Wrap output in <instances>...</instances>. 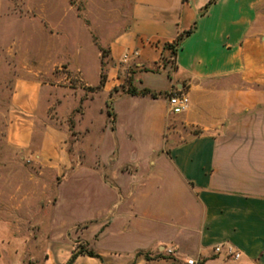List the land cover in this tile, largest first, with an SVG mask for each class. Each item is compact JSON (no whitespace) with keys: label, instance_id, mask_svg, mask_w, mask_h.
Wrapping results in <instances>:
<instances>
[{"label":"crops","instance_id":"crops-1","mask_svg":"<svg viewBox=\"0 0 264 264\" xmlns=\"http://www.w3.org/2000/svg\"><path fill=\"white\" fill-rule=\"evenodd\" d=\"M207 1L95 0L101 12L86 13L92 32L99 23L113 28L99 44V88L108 95L132 66L133 87L156 97L113 96L135 99L143 121L102 128L115 153L99 158V169L52 160L64 170L56 187L70 170L75 189L84 178L86 199L73 237L47 245L41 264H65L75 239L95 255L77 253L70 264H166L165 248L175 264H264V0H214L201 11ZM192 24L173 54L162 49ZM33 88L38 98L41 87ZM174 89L187 97L177 114L166 102ZM53 132L62 143L64 133Z\"/></svg>","mask_w":264,"mask_h":264},{"label":"rangeland","instance_id":"rangeland-1","mask_svg":"<svg viewBox=\"0 0 264 264\" xmlns=\"http://www.w3.org/2000/svg\"><path fill=\"white\" fill-rule=\"evenodd\" d=\"M94 3L0 0V264H41L47 245L58 241L64 246L73 237L72 222L84 211V178L75 189L68 170L56 187L64 170L52 160L60 155L68 167L78 163L82 169H99V158L115 153L101 137L102 128L112 124L111 106L119 128L143 121L135 120V99L113 97L134 88L135 68L128 66L108 95L97 87L106 68V50L99 44L110 41L113 28L99 23L96 33L90 30L86 13L101 12ZM34 84L41 87L38 98ZM28 96L32 110L26 107ZM108 97L112 105L106 106ZM45 130L51 134L43 141ZM52 130L64 133L62 143ZM77 234L82 239L88 232ZM73 248L87 251L76 239ZM165 258L166 264H175L170 254Z\"/></svg>","mask_w":264,"mask_h":264},{"label":"trees","instance_id":"trees-1","mask_svg":"<svg viewBox=\"0 0 264 264\" xmlns=\"http://www.w3.org/2000/svg\"><path fill=\"white\" fill-rule=\"evenodd\" d=\"M212 2H214V0H208L204 4V6L202 7L201 11H204L208 7V5L211 4ZM193 28H194V24H192L191 27L188 28L187 30L179 33L172 43L163 44L162 49L168 50L170 55L173 54L175 49H176V47H177V45L179 44V41L183 37L189 35L192 32ZM104 81H105V76L100 72L99 73V79H98L97 87H101L103 85ZM125 93L128 94V95H149L151 98H155L156 97V93H154V92H152V91H150L149 89H146V88H142L140 90H136L135 88H130L129 87V88L126 89ZM110 103H111V97H108L107 100H106L105 105L108 106V104H110ZM107 114L110 117L111 122L113 123V120H114L113 112L112 111H107ZM82 252H84V253H86V254H88L90 256H94L95 255L91 250L84 251V250H81V249H77V250H75V251H73L71 253L70 258L68 259V261L65 264H70L71 260L75 256V254L82 253Z\"/></svg>","mask_w":264,"mask_h":264},{"label":"built area","instance_id":"built-area-1","mask_svg":"<svg viewBox=\"0 0 264 264\" xmlns=\"http://www.w3.org/2000/svg\"><path fill=\"white\" fill-rule=\"evenodd\" d=\"M166 102L168 106V110L172 114H177L183 111L187 106V97L186 95L181 92L180 90H175L166 97ZM221 246H216L214 250L217 252L219 251ZM166 254L171 253L170 248L164 249ZM226 254L232 256L234 259L238 257V253L234 252L230 247H226ZM186 264H195L194 260L186 261Z\"/></svg>","mask_w":264,"mask_h":264}]
</instances>
